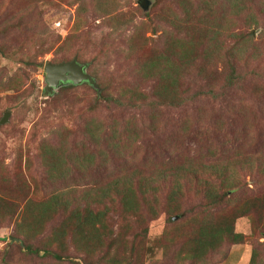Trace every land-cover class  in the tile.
<instances>
[{
    "label": "trees",
    "instance_id": "16d2710c",
    "mask_svg": "<svg viewBox=\"0 0 264 264\" xmlns=\"http://www.w3.org/2000/svg\"><path fill=\"white\" fill-rule=\"evenodd\" d=\"M26 2L25 8L19 12V24L8 21L9 28L26 31L37 28L41 35L44 34L47 25L31 15L28 10L30 2L24 0V4ZM76 2L78 6L71 31L57 47L77 41L81 32L90 26L89 15L100 19V27L108 28L102 32L101 40L122 36L125 39L120 51L122 56L130 60L137 58L134 75L143 83L153 84L151 93L132 85L113 94L102 86L103 81L95 70L87 72L95 79L98 88L87 82L81 84L88 85L95 92L96 107L101 101L119 107H146V126L151 131L160 129L163 107L179 108L194 97L217 96L219 91L229 90L244 81L246 74L241 66L251 63L264 66V0H177L174 9L170 6L171 0H156L154 9L141 20L135 19L134 12L140 10L130 6L129 0ZM159 3L164 6L157 8ZM30 15L31 18L27 19ZM156 17L161 21L155 26L152 19ZM259 27L263 29L256 35L255 30ZM129 29L131 32L127 34ZM148 30L159 32L158 48L142 54L151 39L145 35ZM45 40L46 44L38 47L39 52L23 58L22 62L29 68L40 65L36 57L54 48L60 36L50 35ZM6 48L7 45H0V53H5ZM79 58L77 55L76 59L82 62ZM17 73L19 76L8 77L5 86L0 84V88L21 96L27 87L21 78L23 73ZM249 73L259 75L255 70ZM191 76L203 81L202 88L193 93L186 83ZM15 77L18 81L13 85ZM75 86L69 83L60 90ZM257 88V93L264 97V84L259 83ZM191 125L192 119L187 116L177 122L174 140L164 147V159L148 160L150 166L147 170L134 168L137 161L135 147L143 131L135 116L109 123L95 115L89 116L81 125L85 142L77 147L68 141L66 134H60L61 139L55 143H39L37 154L47 196L33 200L36 184L31 185L20 171L13 178L0 172L1 192L8 189L4 184L11 183L17 192L27 193L21 198L23 206L16 214L15 231L18 235L10 239L23 244L25 240L20 235L25 237L24 233L32 227L39 224L40 227L58 213L64 218L52 231L46 245L32 248L25 244L23 248L40 257L72 259L62 255L64 248L59 247V243L69 239L76 251L97 252L105 247L108 253L113 248L114 254L103 257L105 264H126L127 259L117 256L115 251L118 247L126 250L131 242L128 236L132 226L128 217L133 216L139 222L143 231L140 235L144 237L146 219L156 218L165 211L173 225L164 232V238L180 246L178 252L185 259L206 262L225 243L243 241V234L234 230L235 220L264 209V193L254 196L241 192L245 180L240 170L251 177L258 174L264 179V150L255 151L258 152L255 154L242 151L226 154L228 149H218L210 143L205 153L192 154L189 150L186 154L181 147L184 141L190 137L199 141V136L209 129L198 123L191 129ZM214 128L221 130L222 126L215 125ZM92 169L100 175L92 183L75 181H80L76 175L84 177ZM56 178L60 179L58 185L54 182ZM161 188H164L163 198L159 194ZM195 198L200 200L201 209L197 211L201 213L194 215L187 203ZM2 200L3 208H6L9 203L4 198ZM116 207L123 213L124 222L113 225L110 213L115 212ZM182 212L184 217L172 220V216ZM54 243L60 250L53 246ZM74 261L82 262L80 258ZM255 261L256 252L253 250L250 264Z\"/></svg>",
    "mask_w": 264,
    "mask_h": 264
},
{
    "label": "rangeland",
    "instance_id": "374dc122",
    "mask_svg": "<svg viewBox=\"0 0 264 264\" xmlns=\"http://www.w3.org/2000/svg\"><path fill=\"white\" fill-rule=\"evenodd\" d=\"M76 1L29 0L28 7L30 8L28 10L31 15L47 25L46 31L41 35L40 29L37 28L28 31L9 28L8 21L19 24L21 17L19 12L25 8L27 2L24 4V0H0V45H7V51L0 53V84L5 86L4 82L8 77L19 76L17 72H22L21 78L27 87V91L21 96L12 90L4 91L0 88V118L3 113L10 112L7 122L0 125V172L13 178L15 173L20 171L22 177L26 178L31 185L36 184V194L33 200L43 198L48 194L44 185L43 169L37 154L39 143H55L61 139L62 135L66 134L68 141H72L77 147L81 142H85L81 125H83L84 119L92 115L101 118L106 123L111 120L121 122L130 116L136 117L139 127L143 129V131L141 130L142 136L135 147L137 161L134 168L136 170H143V168L147 170V167L150 166L148 160L164 159L166 154L164 147L174 140L176 124L183 116L192 119L191 129L197 127V123L209 127L208 132L199 136L201 140L198 141L196 138L190 137L184 141L181 147L186 154L189 150L192 154L205 153L207 144L210 143H213V146H217L218 149H228L226 154L234 151L255 154L264 150V97L257 93V85L264 84V66L258 67L256 63H251L246 67L241 66L243 73L246 74L244 81L229 90H221L222 93L219 91L217 96L194 97L192 101L179 108L163 107L162 125L157 132L151 131L146 126L148 123L146 107H119L114 104H105L102 101L97 102L96 107L95 92L85 84L77 85L73 89H55L52 95L42 96L45 86L44 63L47 61L51 63L69 61L77 55L80 56L79 59L82 62L88 63L86 69L88 72L97 71L103 81L102 86L106 87L109 92L115 94L124 86L136 85L146 93H151L153 84L143 83L134 75L133 68L137 58L127 59L120 52L124 48L125 39L119 36L115 39L101 40L102 32H106L108 28L100 27L102 26L101 21L95 16L89 15L90 26L81 32L77 41L57 47L71 31L78 6ZM137 1L129 0V3L130 6H136L140 10H136L134 16L136 20H141L154 9L152 7L156 0H151L148 11H144ZM176 3L177 0H171V8L174 9ZM163 6L164 4L159 3L157 8ZM159 12L160 10L158 17ZM31 15L27 19H30ZM158 17L152 19L155 26L157 21H161ZM262 29V27L257 28L256 35ZM130 32L131 29L127 31V34ZM158 34L159 32L155 33L151 30L146 32L145 35L151 39L142 49V54H147L153 48H158ZM50 35L52 37L60 36V40L50 51L36 57V61L40 63L38 67L29 68L22 62L23 58L27 54L39 52L38 47L46 44L45 39H48ZM113 50L116 52L111 54L110 52ZM104 54L108 56L104 57ZM251 70H255L259 75L247 74ZM17 81L18 78L15 77L14 83L11 84L16 85ZM186 83L190 92L193 93L202 88L203 81L191 76ZM215 125L222 126L221 130H216ZM244 128L246 131L243 130ZM98 171L102 172V170ZM240 173L245 180L241 192L254 196L264 193V179L258 174L251 177L250 174H246L242 170ZM99 176L96 175V170L92 169L90 174H86L84 177L76 175L80 181L78 179L75 181L89 184ZM54 182L58 185L60 179L56 178ZM4 185L8 186V189L0 191V200L4 198L9 204L3 208V200L1 201L0 264H105L103 257L107 254H114L113 248H110L106 253L105 247L97 252H93V250L76 251L69 239L59 243V247L64 248L61 250L62 255L71 256L72 259L55 260L52 257H40L34 252H28L23 248L25 244H29L32 248L45 246L49 241L50 234L60 224L64 216L55 214L51 220L43 223L40 227L39 224L24 233L25 237L20 235L25 240L23 244L14 242L10 238L18 235L15 231L17 229L16 214L23 206L21 198L27 193L17 192L15 188L11 187L13 185L11 183ZM159 194L163 198L164 188L160 189ZM28 196L30 195L28 194ZM187 206L194 215L201 213V211H197L201 209L199 199L189 200ZM114 211L110 213V223L115 225L124 222L123 213L117 207ZM184 215V212L177 214L178 218H182ZM169 217L165 211H162L156 218L146 219V225H144L147 231L142 237L140 234L143 231H141L139 222L133 216H129L128 220L132 229L128 238L131 242L126 250L123 247H118L115 251L117 256L126 258L128 264H250L252 252L255 250V264H264V209L258 213L238 217L235 220L234 230L243 234V241L225 243L206 262L185 259L183 254L178 252L180 246L165 240L164 232L173 225ZM169 236L171 235L169 234ZM53 246L59 249L56 243ZM53 246L51 247L53 248ZM77 258H80L82 262L74 261Z\"/></svg>",
    "mask_w": 264,
    "mask_h": 264
},
{
    "label": "water",
    "instance_id": "95a60500",
    "mask_svg": "<svg viewBox=\"0 0 264 264\" xmlns=\"http://www.w3.org/2000/svg\"><path fill=\"white\" fill-rule=\"evenodd\" d=\"M151 0H138V5L144 10L148 11ZM88 63L79 62L76 57L69 61H61L58 63H51L47 61L43 65L45 86L42 90V96L46 97L52 95L55 89L60 88L66 84L78 85L82 82H87L95 88L98 85L95 79L87 72ZM10 112L3 113L0 118V125L7 122ZM178 218L177 215L172 217V220Z\"/></svg>",
    "mask_w": 264,
    "mask_h": 264
}]
</instances>
